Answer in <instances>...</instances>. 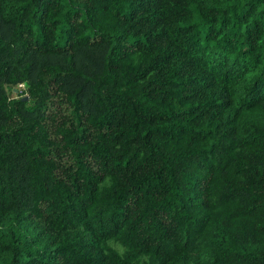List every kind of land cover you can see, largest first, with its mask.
Returning a JSON list of instances; mask_svg holds the SVG:
<instances>
[{"label":"trees","instance_id":"obj_1","mask_svg":"<svg viewBox=\"0 0 264 264\" xmlns=\"http://www.w3.org/2000/svg\"><path fill=\"white\" fill-rule=\"evenodd\" d=\"M0 264H264V0H0Z\"/></svg>","mask_w":264,"mask_h":264},{"label":"rangeland","instance_id":"obj_2","mask_svg":"<svg viewBox=\"0 0 264 264\" xmlns=\"http://www.w3.org/2000/svg\"><path fill=\"white\" fill-rule=\"evenodd\" d=\"M20 89H24V85H21V86H20ZM16 92H19V89H18V91H16Z\"/></svg>","mask_w":264,"mask_h":264},{"label":"water","instance_id":"obj_3","mask_svg":"<svg viewBox=\"0 0 264 264\" xmlns=\"http://www.w3.org/2000/svg\"><path fill=\"white\" fill-rule=\"evenodd\" d=\"M18 89H16V91H17ZM28 99V96H26L25 98H24V100H27Z\"/></svg>","mask_w":264,"mask_h":264},{"label":"clouds","instance_id":"obj_4","mask_svg":"<svg viewBox=\"0 0 264 264\" xmlns=\"http://www.w3.org/2000/svg\"><path fill=\"white\" fill-rule=\"evenodd\" d=\"M21 86V85H20ZM18 91V90H17Z\"/></svg>","mask_w":264,"mask_h":264}]
</instances>
